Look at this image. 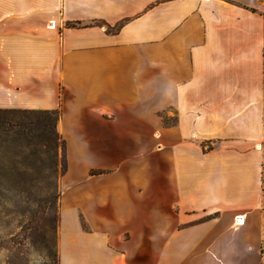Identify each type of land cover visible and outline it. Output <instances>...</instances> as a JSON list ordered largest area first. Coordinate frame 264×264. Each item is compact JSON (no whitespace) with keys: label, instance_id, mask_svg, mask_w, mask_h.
Returning a JSON list of instances; mask_svg holds the SVG:
<instances>
[{"label":"crops","instance_id":"obj_1","mask_svg":"<svg viewBox=\"0 0 264 264\" xmlns=\"http://www.w3.org/2000/svg\"><path fill=\"white\" fill-rule=\"evenodd\" d=\"M0 109L60 110L61 258L264 264V0H0Z\"/></svg>","mask_w":264,"mask_h":264},{"label":"trees","instance_id":"obj_2","mask_svg":"<svg viewBox=\"0 0 264 264\" xmlns=\"http://www.w3.org/2000/svg\"><path fill=\"white\" fill-rule=\"evenodd\" d=\"M119 28L120 25L117 30ZM59 118V109H0V153L5 154L0 163L5 181L3 189L14 188L20 191L28 187L38 188L43 181L38 178H28L27 175L30 172L38 175L50 173L54 178L49 181L52 190V196L49 198L52 203L51 208L54 209L60 198V193L57 192V174L59 171L65 174L68 169L65 155L66 141L57 129ZM6 156L14 161L7 160ZM13 173L17 176L11 179ZM96 173L99 171H92V174ZM47 218L52 229L48 244L55 258L57 253L54 231L58 218L55 213H49Z\"/></svg>","mask_w":264,"mask_h":264},{"label":"rangeland","instance_id":"obj_3","mask_svg":"<svg viewBox=\"0 0 264 264\" xmlns=\"http://www.w3.org/2000/svg\"><path fill=\"white\" fill-rule=\"evenodd\" d=\"M3 155L5 154L0 153V163H2ZM65 155L67 160V150ZM6 159L10 158L6 156ZM10 161L12 162L14 159H10ZM11 175V179L17 176L15 173ZM57 176V192L60 193V198L54 209V207L51 208L52 203L49 198L52 196L49 181L54 178L50 173L45 172L42 175H38L35 172H30L27 175L28 178H38L43 181L38 188L28 187L20 191L14 188L4 190V174L0 169V264H104L91 260L86 262H79L76 259L68 260L65 259L67 258L66 253L64 254L65 257L61 258L59 239L63 190L62 177L64 174L59 171ZM49 213H55L58 218L54 231L55 251L57 253L55 258L52 256L50 245L48 244L52 235V229H50L47 218ZM129 238L130 236L127 233L125 239ZM154 246H150L151 251L156 249ZM150 264H158V262H151Z\"/></svg>","mask_w":264,"mask_h":264}]
</instances>
